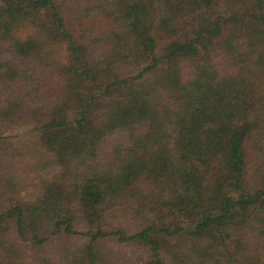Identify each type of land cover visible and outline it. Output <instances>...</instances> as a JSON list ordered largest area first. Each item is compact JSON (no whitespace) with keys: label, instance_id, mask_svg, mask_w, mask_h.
<instances>
[{"label":"trees","instance_id":"obj_1","mask_svg":"<svg viewBox=\"0 0 264 264\" xmlns=\"http://www.w3.org/2000/svg\"><path fill=\"white\" fill-rule=\"evenodd\" d=\"M31 158L58 171L27 181ZM128 244L264 264V0H0V264Z\"/></svg>","mask_w":264,"mask_h":264},{"label":"rangeland","instance_id":"obj_2","mask_svg":"<svg viewBox=\"0 0 264 264\" xmlns=\"http://www.w3.org/2000/svg\"><path fill=\"white\" fill-rule=\"evenodd\" d=\"M31 107L36 109H41L43 107V102H31ZM5 136L10 137L12 143L17 145L18 147L21 146H28L24 145L26 141H30L32 137L34 136L33 131V125H25L23 127L17 128L14 131H6ZM124 137V134L121 132H117L114 134H111L107 137L106 143H105V150L107 152H110L112 145L114 142L122 139ZM23 160L20 161V165H18V171L21 172L23 178L27 181L37 183L40 181L41 178H44L45 176H51L54 173L58 171V168L54 165H37V160L35 161L33 158L31 159H20ZM36 163V164H35ZM27 164H32V166L26 167ZM37 167V168H36ZM29 183V182H28ZM24 185L22 192H21V198L24 200H30L33 199L36 196V188L29 185ZM114 251L116 253V261L115 264H124L127 262H132L135 264H142L147 257L146 250L141 249L139 246L134 244H128V245H114L113 246Z\"/></svg>","mask_w":264,"mask_h":264}]
</instances>
